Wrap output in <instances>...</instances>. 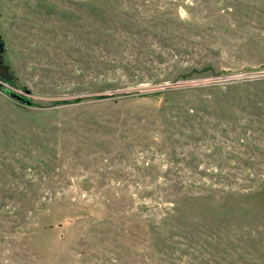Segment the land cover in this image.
Wrapping results in <instances>:
<instances>
[{"label": "rangeland", "instance_id": "374dc122", "mask_svg": "<svg viewBox=\"0 0 264 264\" xmlns=\"http://www.w3.org/2000/svg\"><path fill=\"white\" fill-rule=\"evenodd\" d=\"M0 75V264H264V0H0Z\"/></svg>", "mask_w": 264, "mask_h": 264}, {"label": "water", "instance_id": "95a60500", "mask_svg": "<svg viewBox=\"0 0 264 264\" xmlns=\"http://www.w3.org/2000/svg\"><path fill=\"white\" fill-rule=\"evenodd\" d=\"M0 85H2L4 93H6L12 99H15L16 101H21L25 104L31 103L30 98L28 96H24L20 92L13 90L10 87L4 86L2 83H0ZM25 93L28 94V91L25 90Z\"/></svg>", "mask_w": 264, "mask_h": 264}, {"label": "trees", "instance_id": "16d2710c", "mask_svg": "<svg viewBox=\"0 0 264 264\" xmlns=\"http://www.w3.org/2000/svg\"><path fill=\"white\" fill-rule=\"evenodd\" d=\"M0 79L5 80L4 77H2L1 75H0ZM0 86H1V85H0Z\"/></svg>", "mask_w": 264, "mask_h": 264}]
</instances>
